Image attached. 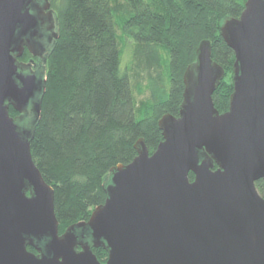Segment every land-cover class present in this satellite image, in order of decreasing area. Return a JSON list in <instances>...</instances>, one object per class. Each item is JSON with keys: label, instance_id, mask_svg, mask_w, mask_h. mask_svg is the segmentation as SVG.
Returning a JSON list of instances; mask_svg holds the SVG:
<instances>
[{"label": "water", "instance_id": "1", "mask_svg": "<svg viewBox=\"0 0 264 264\" xmlns=\"http://www.w3.org/2000/svg\"><path fill=\"white\" fill-rule=\"evenodd\" d=\"M33 2L0 0V264H264L255 186L264 180V0H245L219 27L234 53L228 108L214 106L225 70L204 38L183 72L178 114L158 119L162 140L149 152L139 138L136 156L110 169L104 202L62 233L53 187L30 152L45 79L18 70L38 33ZM93 247L106 251L104 262Z\"/></svg>", "mask_w": 264, "mask_h": 264}, {"label": "trees", "instance_id": "2", "mask_svg": "<svg viewBox=\"0 0 264 264\" xmlns=\"http://www.w3.org/2000/svg\"><path fill=\"white\" fill-rule=\"evenodd\" d=\"M123 1L125 8L117 17V0H52L57 37L46 58L30 152L53 187L59 233L87 220L104 202L110 169L136 156L139 138L149 152L162 140L158 119L164 113L177 115L183 72L204 38L211 41L213 60L225 70L212 94L214 106L219 112L228 108L234 53L219 27L225 17L240 14L245 0ZM126 37L133 42L139 64L166 71L152 79L151 95L140 105L127 68L121 66L119 40ZM9 113L15 111L10 107ZM255 186L264 197V180ZM93 252L101 261L107 256L101 247Z\"/></svg>", "mask_w": 264, "mask_h": 264}, {"label": "flooded vegetation", "instance_id": "3", "mask_svg": "<svg viewBox=\"0 0 264 264\" xmlns=\"http://www.w3.org/2000/svg\"><path fill=\"white\" fill-rule=\"evenodd\" d=\"M47 1L49 2L48 7ZM31 12L36 18L38 33L33 41L28 40L25 42L22 54L17 56L18 70L22 74L34 73L39 79H45L46 58L57 37L56 10L52 0H34ZM11 108L13 109V107ZM11 116H19V113L15 111ZM30 116L31 112L28 108L27 113L23 117L24 124L27 125L29 123ZM75 232L81 240L90 242L91 232L88 228L78 227ZM28 247L31 249H28ZM27 249L37 253L31 246H27Z\"/></svg>", "mask_w": 264, "mask_h": 264}, {"label": "rangeland", "instance_id": "4", "mask_svg": "<svg viewBox=\"0 0 264 264\" xmlns=\"http://www.w3.org/2000/svg\"><path fill=\"white\" fill-rule=\"evenodd\" d=\"M116 7V14L117 17H120L119 10H123L125 7L123 4L125 2L123 0H117ZM117 37L120 39L122 37V32L119 29V27L115 29ZM119 47L121 49V66L126 69L130 76L133 93L135 97V101L137 105H140L147 99H149L151 95V85H152V79H155L157 74H165V69L163 66L156 67L152 65L151 67L143 66V64H139L137 62V59L134 57L133 51H134V45L131 39L124 38V40H119ZM160 52V49H158ZM160 64V63H159ZM164 69V70H163ZM165 80V79H164ZM166 83V80L163 81Z\"/></svg>", "mask_w": 264, "mask_h": 264}]
</instances>
